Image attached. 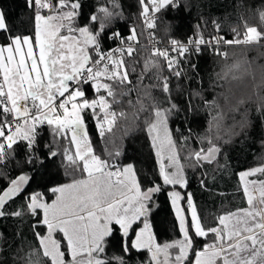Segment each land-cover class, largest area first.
Masks as SVG:
<instances>
[{"label":"snow or ice","instance_id":"6c2138e0","mask_svg":"<svg viewBox=\"0 0 264 264\" xmlns=\"http://www.w3.org/2000/svg\"><path fill=\"white\" fill-rule=\"evenodd\" d=\"M25 3L32 10V27L24 33L10 27L6 13L0 9V166L6 167L16 150L14 146L22 144L26 155L23 164L36 173L47 168L48 162L57 156L73 173L70 183L28 194L23 211L8 212L6 204L23 192L33 177L21 172L2 190L0 218L27 213L36 218L34 230L41 226L46 230L35 231L39 246L29 253L26 264H40L39 260L33 262V255L43 258L44 264H127L123 255L107 256L106 250L113 239L125 255L133 250H147L148 264H190L189 252L195 255L194 264H264V180L259 181L258 199L255 189L249 192L244 187L248 208L218 215L213 225L202 221L190 193L187 195L189 217L178 205L183 199L181 194L168 192L182 239L164 244L156 242L148 221L153 196L164 191L166 185L181 188L187 185L181 156L168 127L170 116L180 109L172 102L167 76L161 78L156 74L158 84L145 86L165 93L167 107L157 103L150 92L146 93L152 99L150 107L139 96L135 101L140 104L135 118L146 113L143 123L158 157L163 183L153 181L152 186L145 187L133 164L118 163L122 155L119 149L108 152L107 159L96 154L86 128L85 113L91 112L103 139L112 133L119 119L127 118L114 105H122L124 98L129 97L128 105L135 106L130 97L137 88L130 79L125 57L136 51L137 31L132 27L130 34L124 36L120 28L113 27L123 17L119 0L98 4L83 24L79 22L82 0H25ZM137 3L139 18L147 29L156 28L157 13L182 7L181 0H137ZM259 17L264 21V10L259 11ZM216 28L219 31L220 26L217 24ZM244 29L241 35L234 28L232 39L213 36L205 40L199 32L186 43L171 39L170 50L184 57L190 47L199 53L201 45H206L227 59L228 53L220 51L221 45L264 47V30L246 22ZM107 41L118 45L105 50ZM151 55L162 57L167 70L177 78L182 75L180 61L170 56L169 49L154 47ZM151 68H159V62L145 60L144 69L137 77L139 84H143ZM241 71L247 72L248 68H242L240 63L226 66L221 79H238L236 74ZM86 85L95 91V98H87ZM45 125L51 129L53 140L41 143L40 128ZM187 139L182 137L184 141ZM61 141L68 145L62 150ZM207 142L206 150H194L186 157L195 162L194 167L202 161L211 163L219 153V147L211 139ZM165 152L167 164L163 162ZM257 172L264 174V167L242 172L240 176L243 179ZM248 183L255 185L257 181ZM49 192L51 197L47 195ZM57 234L62 238L57 239ZM210 236L211 241L201 250L195 248L197 238Z\"/></svg>","mask_w":264,"mask_h":264},{"label":"trees","instance_id":"16d2710c","mask_svg":"<svg viewBox=\"0 0 264 264\" xmlns=\"http://www.w3.org/2000/svg\"><path fill=\"white\" fill-rule=\"evenodd\" d=\"M119 2L123 17L117 20L113 27L120 28L124 36L130 34L129 29L132 27L137 31L138 43L134 45L136 51L131 57H125L130 79L137 88L130 97L135 106L128 105L129 97L124 98L122 105H114L117 111H124L127 118L119 119L112 133L106 134L103 139L99 136L91 112H86V128L92 146L96 154L105 159L108 158V152L119 149L122 155L118 158V163L133 164L145 187L152 186L153 181L162 184L158 157L143 123L146 113H141L139 119L135 118L140 108V104L135 101L139 96L142 103L150 107L152 99L146 95L150 92L157 103L167 107L165 93L155 87H145L158 84L156 74L161 78L167 76L172 102L180 109L170 116L168 127L172 131L173 140L176 141L187 179L186 187L179 188L184 197L182 202L190 193L202 221L206 225H213L218 215L246 207L239 173L264 164V47L228 45L227 59L208 49L199 53L192 51L184 57L170 54L180 61L179 70L182 75L177 78L167 70L164 59L153 57L145 45L137 0ZM104 3L105 0H82L79 22L85 23L87 17L96 11L98 4ZM181 5L180 10H162L159 13L155 39L162 43L171 39L185 41L190 35L195 36L198 32L203 37L217 32L226 39H232L235 35L232 31L234 28L243 34L245 22L249 26L264 30V21L259 17V11L264 10V0H181ZM0 9L6 13L9 26L15 31L24 33L31 30L32 10L27 7L25 0H0ZM217 24L220 26L219 31ZM117 45L118 42L107 41L104 47L107 50ZM149 59L158 61L159 68H151L143 84H139L137 77L144 69L145 60ZM235 63H240L242 68H248V71L238 72L236 75L239 78L235 80L231 77L228 80L221 79L226 66ZM133 67L135 72H132ZM85 89L88 99L96 97L97 94L91 87L86 85ZM197 93L199 95H196ZM217 104L222 106L220 110L217 109ZM40 132L41 143L52 142L51 129L45 125L40 128ZM182 137H188L187 141L182 140ZM208 139H211L220 151L211 163L202 161L194 167L195 162L186 157L194 150H206L209 147ZM67 146L66 141L60 142L61 150ZM14 148L16 150L7 166H0L3 169L0 173V194L9 186V180L21 172L28 173L33 178L24 186L23 192L7 202L8 212L23 211L27 203L25 197L33 191L44 192L53 186L71 182L72 170L67 168L60 156L49 161L47 168L36 173L30 166L23 164L26 159L23 145ZM167 155H163L165 164ZM75 175L78 177L79 173ZM5 176L8 178H4ZM164 188V191L153 196L152 211L148 216L151 232L160 244L182 237L171 198L167 195L172 186L166 185ZM47 195L51 197L50 192ZM184 208L186 210L187 205ZM35 219L27 213L20 217L0 218V264H26L29 253H34L39 246L35 231L45 232L42 226L33 229ZM57 237L62 238L60 235ZM205 243L204 238L196 240L200 248ZM106 254L109 258L123 255L127 264H148L150 256L147 250H133L125 255L115 239L110 243ZM32 260H39L40 264H44V259L36 255L32 256Z\"/></svg>","mask_w":264,"mask_h":264},{"label":"rangeland","instance_id":"374dc122","mask_svg":"<svg viewBox=\"0 0 264 264\" xmlns=\"http://www.w3.org/2000/svg\"><path fill=\"white\" fill-rule=\"evenodd\" d=\"M222 108V106L221 105H218L217 104V109L218 110H220ZM221 118V114H219V116H218V119H220ZM224 122V121H223ZM168 153L167 152H165V153H163L162 155H167ZM261 167H264V164H261V165H258V166H256L255 168H253V169H256V168H261ZM250 170H252V169H246V170H243V171H241L240 173H242V172H247V171H250ZM240 173H239V178H240V181H241V185H242V189H243V192H244V187L245 186H247L248 187V189H249V192H252L253 191V189H255L256 190V196H257V199L259 198V191H260V189H261V185L259 184V181H261V180H264V174H262V173H260V172H257L255 175H252V176H246V177H244L243 179L241 178V176H240ZM249 181H257V183L255 184V185H253V184H251V183H248ZM70 183V182H69ZM178 187H175V186H172V188H171V191H178L180 194H181V197H183V194H182V192H181V190H179V188H180V186L179 185H177ZM170 191V192H171ZM245 195V194H244ZM184 198V197H183ZM245 199H246V207L245 208H248L249 206H248V203H247V196H245ZM178 205L181 207V208H184V206L185 205H187V199H185L183 202H182V199L178 202ZM185 209V208H184ZM187 209H188V206H187ZM187 209L185 210V214L186 215H188L189 217H190V212H188L187 211ZM243 209V208H242ZM173 210H174V212H175V215H176V209L173 207ZM141 227H142V225H141ZM151 230V229H150ZM46 231V230H45ZM57 235H60L61 236V234H57ZM62 237V236H61ZM56 238L57 239H59L57 236H56ZM181 239H182V237H181ZM211 236L208 238V239H206V243H209L210 241H211ZM180 240V239H179ZM205 243V244H206ZM195 248L197 249V250H201L203 247H198L197 246V244L195 245ZM173 252H175V249H173L172 250ZM149 255H150V253H149ZM194 261H195V255H194V253L193 252H189V262H190V264H194Z\"/></svg>","mask_w":264,"mask_h":264},{"label":"built area","instance_id":"2783aa9c","mask_svg":"<svg viewBox=\"0 0 264 264\" xmlns=\"http://www.w3.org/2000/svg\"><path fill=\"white\" fill-rule=\"evenodd\" d=\"M156 15H157V20H158L159 19V13H157ZM143 29H144V34H145V45L150 49L151 52H152L153 48L155 47V48H160V49H166L167 48V49H169V54H177L176 52H172L170 50L171 49L170 41L162 43V42L158 41L157 39H155L154 35H150V33L154 34L156 28L155 29H147L146 26L143 24ZM213 36H222V35L215 32L213 34H208V35L204 36V39L210 40ZM190 37H194V36L190 35L185 41H181V42L186 43ZM178 41H180V40H178ZM227 46L228 45H221L220 51L226 52ZM206 49H208L210 52H213L215 54V51L212 47H208L206 45H201V51L206 50ZM192 51L196 52L194 48L190 47L189 52H192Z\"/></svg>","mask_w":264,"mask_h":264}]
</instances>
